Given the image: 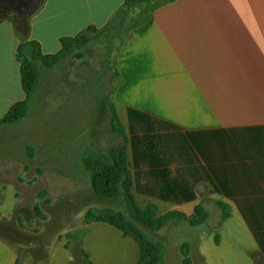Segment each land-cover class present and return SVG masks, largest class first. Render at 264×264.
Returning a JSON list of instances; mask_svg holds the SVG:
<instances>
[{"label": "crops", "instance_id": "crops-1", "mask_svg": "<svg viewBox=\"0 0 264 264\" xmlns=\"http://www.w3.org/2000/svg\"><path fill=\"white\" fill-rule=\"evenodd\" d=\"M155 1L128 12L144 19L119 46L112 102L128 137L137 203L155 204L158 217L192 216L219 201L244 209L246 220H208L221 235L199 244L197 261L264 264V0ZM34 2L29 40L51 55L62 38L109 26L125 0ZM16 32L0 23V122L26 99ZM4 190L0 182V204ZM24 220L14 209L0 211V264L138 263L132 238L85 221L40 259V229ZM195 252L190 246V258Z\"/></svg>", "mask_w": 264, "mask_h": 264}, {"label": "rangeland", "instance_id": "rangeland-1", "mask_svg": "<svg viewBox=\"0 0 264 264\" xmlns=\"http://www.w3.org/2000/svg\"><path fill=\"white\" fill-rule=\"evenodd\" d=\"M35 6L34 0H0V20L14 24L20 43L30 41ZM143 19L119 12L109 26L90 36L85 48L55 68L38 63L41 79L28 116L13 125L0 122V172L5 171L0 176L5 187L0 211L14 209L24 216L27 226L40 229L34 247L40 259L50 256L56 248L55 239H65L91 209L122 212L134 221V210L126 197L95 195L85 158L107 154L118 145L109 113L118 84V50L128 29ZM44 192L47 194L42 195ZM47 200L50 205L45 204ZM208 205L211 223L221 220L217 206ZM36 206L45 219L36 218ZM243 210L232 209L230 220H246ZM210 224L191 227L187 222L170 223L157 233L143 231L164 245V264H183L180 249L186 243L196 250L191 257L193 264H207L197 261L198 246L209 245L216 234L221 235L220 228Z\"/></svg>", "mask_w": 264, "mask_h": 264}, {"label": "trees", "instance_id": "trees-1", "mask_svg": "<svg viewBox=\"0 0 264 264\" xmlns=\"http://www.w3.org/2000/svg\"><path fill=\"white\" fill-rule=\"evenodd\" d=\"M154 1L125 0L120 13L146 7ZM0 23H2L1 20ZM98 32L99 29L89 27L75 37L62 38L60 41L61 50L51 55L44 54L40 43L37 41H22L17 49L16 59L20 66L21 82L26 99L14 104L1 120V124L13 125L28 116L31 100L36 94L41 79L38 63L48 69L55 68L65 58L85 48L90 42V36ZM109 113L112 133L118 141V145L110 148L107 154L86 157L85 166L90 174L91 188L95 195L109 199L126 197L134 210V221L128 219L122 212L98 209L89 210L84 221L86 224L94 222L110 224L122 231L125 236L132 238L140 250L137 264H164V245L149 239L143 229L157 233L170 223L178 224L181 222H187L191 227H199L208 222L209 212L203 204H200L195 208L192 216H187L180 211H171L158 217V207L155 204H149L145 209L140 208L133 192V177L127 155L128 137L112 102H109ZM45 193L47 194L44 192L42 195ZM45 204L50 205L51 201L47 200ZM216 205L220 211L221 221L230 220L232 217L231 206L222 201L217 202ZM35 211L39 217L43 216L38 206L35 207ZM181 254L183 264H192L190 245L184 244L181 248Z\"/></svg>", "mask_w": 264, "mask_h": 264}, {"label": "water", "instance_id": "water-1", "mask_svg": "<svg viewBox=\"0 0 264 264\" xmlns=\"http://www.w3.org/2000/svg\"><path fill=\"white\" fill-rule=\"evenodd\" d=\"M41 9V8H40ZM40 9H39V11H40Z\"/></svg>", "mask_w": 264, "mask_h": 264}]
</instances>
